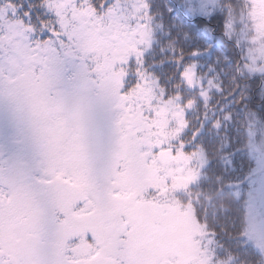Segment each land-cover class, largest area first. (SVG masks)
Instances as JSON below:
<instances>
[{
  "label": "snow or ice",
  "instance_id": "1",
  "mask_svg": "<svg viewBox=\"0 0 264 264\" xmlns=\"http://www.w3.org/2000/svg\"><path fill=\"white\" fill-rule=\"evenodd\" d=\"M0 264H264V0H0Z\"/></svg>",
  "mask_w": 264,
  "mask_h": 264
}]
</instances>
